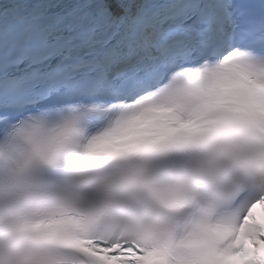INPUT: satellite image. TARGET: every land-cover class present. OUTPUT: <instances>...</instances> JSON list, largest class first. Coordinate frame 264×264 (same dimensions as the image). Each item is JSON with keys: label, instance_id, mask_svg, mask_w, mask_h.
Segmentation results:
<instances>
[{"label": "snow or ice", "instance_id": "snow-or-ice-1", "mask_svg": "<svg viewBox=\"0 0 264 264\" xmlns=\"http://www.w3.org/2000/svg\"><path fill=\"white\" fill-rule=\"evenodd\" d=\"M219 60L264 0H0V264H264V89L172 82Z\"/></svg>", "mask_w": 264, "mask_h": 264}, {"label": "clouds", "instance_id": "clouds-1", "mask_svg": "<svg viewBox=\"0 0 264 264\" xmlns=\"http://www.w3.org/2000/svg\"><path fill=\"white\" fill-rule=\"evenodd\" d=\"M213 77L217 78L224 88L230 87L239 81L257 89H264V75L250 76L239 71L226 60H219L210 65L178 70L173 74L172 82L174 85L179 86L190 81L208 80ZM146 103L148 104L147 107L137 108V115L133 118V123L151 122L169 115V106L163 102L162 98L159 99V102L148 101ZM185 123L196 125L203 122L190 120ZM217 230L229 231L230 229L220 227ZM241 231L243 230L241 229Z\"/></svg>", "mask_w": 264, "mask_h": 264}]
</instances>
